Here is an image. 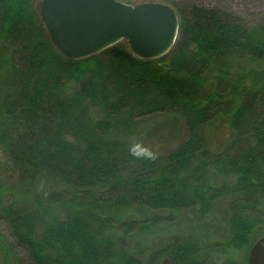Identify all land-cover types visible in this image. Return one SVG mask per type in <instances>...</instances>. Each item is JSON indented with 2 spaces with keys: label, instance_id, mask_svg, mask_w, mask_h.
<instances>
[{
  "label": "trees",
  "instance_id": "1",
  "mask_svg": "<svg viewBox=\"0 0 264 264\" xmlns=\"http://www.w3.org/2000/svg\"><path fill=\"white\" fill-rule=\"evenodd\" d=\"M125 1L177 9L169 53L144 58L118 42L72 59L32 0H0V38L11 50L0 63V145L22 187L14 200L0 195V218L29 264H160L163 252L171 264H208L191 241L152 252L131 241L162 212L207 213L226 198L227 252L252 246L264 222V75L229 90L235 80L205 79L211 70L227 77L235 60L264 62V22L248 26L197 0ZM165 111L187 122L188 136L165 150L138 146L129 135L140 119ZM219 114L234 134L215 151L207 127ZM215 174L228 179L217 184Z\"/></svg>",
  "mask_w": 264,
  "mask_h": 264
},
{
  "label": "rangeland",
  "instance_id": "2",
  "mask_svg": "<svg viewBox=\"0 0 264 264\" xmlns=\"http://www.w3.org/2000/svg\"><path fill=\"white\" fill-rule=\"evenodd\" d=\"M177 1L185 4L189 0ZM39 2L40 0H32L38 21L43 24L39 11ZM197 2L230 11L248 26H259L264 22V0H197ZM120 42L125 45L129 44L125 39ZM10 53V45L3 38H0V63L4 59V61L7 60L6 62H9ZM222 70L224 73H228L227 77L222 76L219 71L213 72L211 70L205 76V79H207V84L210 87L214 86L218 79L235 80L236 82L227 80L225 87L226 90H229L235 83L245 84L253 82L254 79H261V76L264 75V62L235 60L229 64L228 68H223ZM2 73L0 79L5 78L7 71H2ZM140 121L135 132L129 135L138 146L148 149L158 147L159 150H165L179 145L188 136L187 122L179 114L173 112L165 111L149 114L141 118ZM207 132L210 135L212 148L215 151L230 147V138H232L234 133L226 117H222L219 114L210 122ZM227 179L226 176L213 175V180L217 184H222ZM0 180L3 181V190L0 191V195L4 196L5 200L11 201L19 198L22 193V187L18 181V172L11 164L1 145ZM228 201L229 198L222 199L215 208L207 213H201L198 209L182 210L175 214L162 212V216L157 219V223L144 233L142 231L140 236H134L131 244L136 249L150 245L152 252L159 248H165L166 250L168 247L171 249L174 243L177 244V242L191 241L200 251V259L205 260L208 264H248V254L251 246L239 249L236 254L227 252L224 247L230 234L227 222ZM261 237H264V222L259 226L254 241ZM8 244H10L12 251L7 258L6 245ZM146 248L148 249V247L144 249ZM168 257L163 252L159 259L160 264H171ZM0 264H29L26 251L17 244L16 239L10 233L9 226L1 218Z\"/></svg>",
  "mask_w": 264,
  "mask_h": 264
},
{
  "label": "water",
  "instance_id": "3",
  "mask_svg": "<svg viewBox=\"0 0 264 264\" xmlns=\"http://www.w3.org/2000/svg\"><path fill=\"white\" fill-rule=\"evenodd\" d=\"M43 25L67 57L82 59L127 40L144 58L161 57L174 47L180 19L175 7L160 1L40 0ZM248 264H264V237L256 240Z\"/></svg>",
  "mask_w": 264,
  "mask_h": 264
}]
</instances>
